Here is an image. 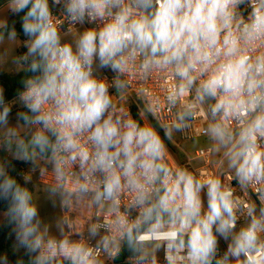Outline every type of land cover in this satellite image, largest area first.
I'll return each instance as SVG.
<instances>
[{
    "label": "clouds",
    "instance_id": "clouds-1",
    "mask_svg": "<svg viewBox=\"0 0 264 264\" xmlns=\"http://www.w3.org/2000/svg\"><path fill=\"white\" fill-rule=\"evenodd\" d=\"M5 38L20 41L10 62L22 74L19 87L0 83V228L13 249L0 264H102L101 251L130 264H264V0H0ZM157 69L173 80L171 126L206 120L232 184L170 165L168 128L146 122L155 105L139 118L118 107ZM35 173L50 207L95 208L105 222L57 235Z\"/></svg>",
    "mask_w": 264,
    "mask_h": 264
},
{
    "label": "built area",
    "instance_id": "built-area-1",
    "mask_svg": "<svg viewBox=\"0 0 264 264\" xmlns=\"http://www.w3.org/2000/svg\"><path fill=\"white\" fill-rule=\"evenodd\" d=\"M73 34L74 31L69 29L67 36L71 37ZM172 84L173 80L167 70H154L144 81H140L138 75H136L132 80V85L128 94L122 99H118L116 103L118 107L125 110L131 109L133 116H135L132 110L133 104H141L144 109L151 105H155L157 109L155 117L151 113H148L149 116L155 122L158 129H161L162 133V129L164 128H168L169 132L172 130V133L170 132V139L166 140V142L168 141L170 144L173 143V145L178 146L183 150V153L179 154V157H181L180 159L169 153L170 165L180 164L200 176L221 173L224 183L232 184L233 181L223 171L219 154L214 152L212 143L205 134V129L207 127L206 120L202 117H197L190 121L186 126H182L179 129L171 126L172 122L175 120L176 109L169 110L166 96L168 89ZM173 134L178 136L184 142L202 140L203 145L195 148L192 152H187L177 141L174 140ZM45 179V177H40L39 173L33 174V182L38 185L46 186L44 182ZM236 192L238 195H242L239 187L236 188ZM106 219L107 213L100 212L98 214L95 208L81 207L72 212H62V220L65 225V235H68L72 239L77 238V233H81L87 237L90 224L96 222L104 223ZM65 220H67L68 223H71V229L68 228V224L65 223ZM104 231V229H101L100 235L91 240L90 243L95 245L97 241L100 240V237L104 235ZM117 257L118 255L112 256L101 251L99 259L102 264H118ZM122 262L123 264H130L128 256L123 259Z\"/></svg>",
    "mask_w": 264,
    "mask_h": 264
},
{
    "label": "rangeland",
    "instance_id": "rangeland-1",
    "mask_svg": "<svg viewBox=\"0 0 264 264\" xmlns=\"http://www.w3.org/2000/svg\"><path fill=\"white\" fill-rule=\"evenodd\" d=\"M20 45V41H16L15 43L9 42L7 38H5V41L0 44V71H11L12 69H15L16 65L11 64V60L13 57L17 55H21L22 51L18 50ZM21 52V53H20ZM172 133V130L170 131ZM161 136L163 137V133L161 132ZM173 138L175 141H177L187 152H192L195 148L203 145L202 140H195L193 142H184L182 141L178 136H175L173 134ZM167 144V142H166ZM171 147L168 146L169 153L172 155H175L178 159L179 154L183 153V150L173 145L171 143ZM176 158V159H177ZM34 187V195L39 197L38 205L40 208V211L42 213V217L46 218L47 222L50 224L52 230L59 235L60 234V227L64 228V234H65V225L62 220V211L57 206L56 208L50 207L47 193H46V186L38 185L37 183L33 182ZM5 243V251L9 254V258L11 260V253L13 251L12 249V241L9 237L7 241H4ZM3 252V253H4Z\"/></svg>",
    "mask_w": 264,
    "mask_h": 264
},
{
    "label": "trees",
    "instance_id": "trees-1",
    "mask_svg": "<svg viewBox=\"0 0 264 264\" xmlns=\"http://www.w3.org/2000/svg\"><path fill=\"white\" fill-rule=\"evenodd\" d=\"M0 73H3L2 75H0V83H2L5 79H7L9 81V83L7 85L9 88L19 87V85L16 83V81L20 78L19 75H14V74L6 73V72H0ZM20 74H22V72H20ZM132 110H133V113H134L135 117L139 118L138 113L141 110H144V107L141 104H133ZM146 122L157 126L155 124V122L151 119L149 114H147ZM167 144H168L169 147H171L170 142L167 141ZM9 237L10 236L8 235V230L0 228V254H2L5 251L6 247H5V244H4L5 242L4 241H7ZM127 256H128L127 252L119 254L118 257H117V263L118 264H123L122 261Z\"/></svg>",
    "mask_w": 264,
    "mask_h": 264
},
{
    "label": "crops",
    "instance_id": "crops-1",
    "mask_svg": "<svg viewBox=\"0 0 264 264\" xmlns=\"http://www.w3.org/2000/svg\"><path fill=\"white\" fill-rule=\"evenodd\" d=\"M0 72H6V73L17 75L18 73L21 72V69L19 67H16L15 69H12L11 71H0ZM0 220H2V217H0Z\"/></svg>",
    "mask_w": 264,
    "mask_h": 264
}]
</instances>
